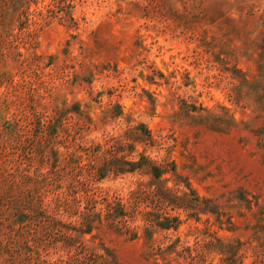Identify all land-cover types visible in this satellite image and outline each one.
<instances>
[{
  "label": "rangeland",
  "instance_id": "374dc122",
  "mask_svg": "<svg viewBox=\"0 0 264 264\" xmlns=\"http://www.w3.org/2000/svg\"><path fill=\"white\" fill-rule=\"evenodd\" d=\"M0 264H264V0H0Z\"/></svg>",
  "mask_w": 264,
  "mask_h": 264
}]
</instances>
